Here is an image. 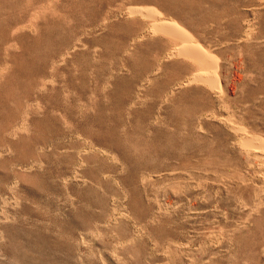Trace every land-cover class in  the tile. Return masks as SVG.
<instances>
[{"label": "rangeland", "instance_id": "1", "mask_svg": "<svg viewBox=\"0 0 264 264\" xmlns=\"http://www.w3.org/2000/svg\"><path fill=\"white\" fill-rule=\"evenodd\" d=\"M263 144L264 0H0V264H264Z\"/></svg>", "mask_w": 264, "mask_h": 264}, {"label": "bare ground", "instance_id": "2", "mask_svg": "<svg viewBox=\"0 0 264 264\" xmlns=\"http://www.w3.org/2000/svg\"><path fill=\"white\" fill-rule=\"evenodd\" d=\"M137 9H139V8H137ZM137 9L130 8L128 13L133 14L136 11H137V13H138V11L141 12V10H137ZM151 17H155L157 19V23L153 24L152 28H151V29H153V32L163 33L164 35L169 36L176 43L177 46L175 47V50H173L171 55H181L182 57H184L185 59H187L191 63H193L195 65V67H197L196 72L190 77V79L187 82H191V81L201 82V83L205 84L206 86H209L213 90L219 91L220 83H219L218 75H217L218 69H217V61H216L215 57L208 50L204 49L202 47V45L199 44V42L194 40L193 37L175 20L166 19L164 17L160 18L159 16H157L155 14H152ZM225 123L231 129H233L234 131H237V132L239 131V129L241 130V128H242V127L237 128L236 127L237 125H235V126L232 124L229 125V123H227V122H225ZM244 134H247V132ZM244 134H243V136L240 137V143L243 145L247 144V145H251L253 147L255 146V148H256V146L259 147V145H261L263 142V140H261L258 136H255L252 134L251 135L248 134L247 136H245ZM262 146H264V144ZM246 151H247L246 153H248V154L249 153L251 154V152H252L251 150H248V149ZM75 167H76V165H75Z\"/></svg>", "mask_w": 264, "mask_h": 264}]
</instances>
